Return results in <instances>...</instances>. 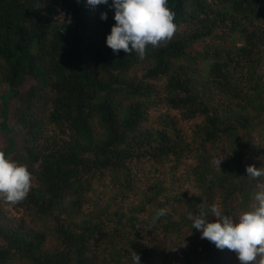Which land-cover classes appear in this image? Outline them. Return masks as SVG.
<instances>
[{"label":"trees","instance_id":"16d2710c","mask_svg":"<svg viewBox=\"0 0 264 264\" xmlns=\"http://www.w3.org/2000/svg\"><path fill=\"white\" fill-rule=\"evenodd\" d=\"M167 6L176 31L141 59L106 45L109 5L0 0L2 153L31 173L24 200L0 196V264H240L189 213L238 216L264 186L246 171L264 168V0ZM168 161L187 189L140 173Z\"/></svg>","mask_w":264,"mask_h":264},{"label":"clouds","instance_id":"9594fccd","mask_svg":"<svg viewBox=\"0 0 264 264\" xmlns=\"http://www.w3.org/2000/svg\"><path fill=\"white\" fill-rule=\"evenodd\" d=\"M168 0H86L87 5H109L114 8L115 23L106 36V45L118 54L136 52L143 59L148 45L158 46L170 40L176 31L174 12L167 6ZM102 20L107 13H101ZM221 159L218 160L220 165ZM247 176L264 177V168L249 165ZM31 187V173L26 166L6 158L0 152V196L6 202L16 204L24 200ZM256 205L238 216L230 217L213 205L208 212L189 213L192 229L200 231L218 249H229L237 254L240 264H264V186L255 194ZM167 214L159 209L157 217ZM212 217V219H210ZM139 264V257L137 258Z\"/></svg>","mask_w":264,"mask_h":264},{"label":"rangeland","instance_id":"374dc122","mask_svg":"<svg viewBox=\"0 0 264 264\" xmlns=\"http://www.w3.org/2000/svg\"><path fill=\"white\" fill-rule=\"evenodd\" d=\"M61 15V14H60ZM60 18H63L64 16H59ZM1 101H0V109H1ZM8 123L10 125L14 124V120L12 118V115H8ZM22 135V132L19 131L16 134H14L16 140L18 141ZM8 144L7 140L5 139V135L2 131H0V152L4 150V147ZM18 146V142H17ZM19 147V146H18ZM143 170L140 171V173H145L147 176H158L162 175V178L164 179L165 184L173 189L183 191L189 187L187 184V177H188V165L187 163L182 164L179 166L178 169L172 170V161L163 162L161 164H156L154 162H145L142 164ZM143 177H140V180L138 179V187L140 189H145L149 186L150 182L147 180V177L145 175H142ZM139 178V175L137 176ZM138 188V189H139ZM111 194L104 195V202H109L108 197ZM133 199V196L129 199L131 201ZM212 219V218H211ZM153 239L160 243L164 244L166 246L171 245V237L167 236L165 237L163 234H157L152 236Z\"/></svg>","mask_w":264,"mask_h":264}]
</instances>
